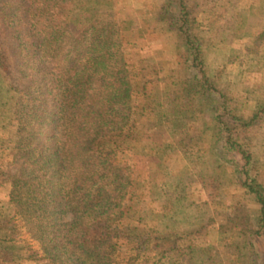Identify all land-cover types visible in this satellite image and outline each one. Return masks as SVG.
<instances>
[{
	"label": "trees",
	"instance_id": "trees-1",
	"mask_svg": "<svg viewBox=\"0 0 264 264\" xmlns=\"http://www.w3.org/2000/svg\"><path fill=\"white\" fill-rule=\"evenodd\" d=\"M151 1L155 30L181 35L183 56L164 48L154 56L133 26L80 13L76 0H0V74L19 82L25 103L17 145L0 158L14 208L0 218V264H150L148 244L161 264H179L191 246L170 222L192 221L206 203L202 188L227 172L256 205L263 226L251 228L250 242L254 264H264V158L249 141L264 131V103L239 111L212 67L213 56L229 59L215 0ZM157 88L160 113L146 103ZM212 129L230 171L195 168V183L164 199L171 154L194 163Z\"/></svg>",
	"mask_w": 264,
	"mask_h": 264
},
{
	"label": "rangeland",
	"instance_id": "rangeland-1",
	"mask_svg": "<svg viewBox=\"0 0 264 264\" xmlns=\"http://www.w3.org/2000/svg\"><path fill=\"white\" fill-rule=\"evenodd\" d=\"M215 1L219 6L218 14L224 15L220 16L213 26L224 32L229 59L213 56L215 62L212 67L214 71L223 73L224 79L228 80L234 107L239 111L245 106L258 108L264 103V0ZM197 2L202 4L199 7L213 3L212 0ZM75 4L78 12L96 10L98 16L107 23L115 22L122 30L133 26L142 37L140 43L154 56L160 55L158 50L161 51L162 48L173 54L175 52L178 58L184 54V39L181 35L155 30L154 4L151 0H76ZM18 84L19 82L11 81L6 75L0 74V158H10L4 152L13 151L17 145V119L25 105ZM259 84H262V90H254V85ZM161 98L163 97L157 88L156 94L146 101L155 113L161 111ZM208 117H213L210 112ZM216 137V130L208 132L209 150L197 156L194 163L188 164L180 155L171 152L170 159L175 166V175L170 182L165 183L164 199L176 198L187 183H195V168H209L216 172L230 171L228 163L217 150ZM249 141L251 147L264 158V131L257 135L251 134ZM145 162V157H138L137 166L140 170L145 168ZM262 168L264 177V163ZM227 173L222 181L209 184L208 190L202 188L201 197L206 203L192 208V221L179 217V220L170 222L172 228L183 237L182 241L191 246L179 264H254L250 230L252 227L263 226V223L254 212L255 203L242 195L238 175L236 174L232 181L233 173ZM8 187V178L0 177V191L3 189L0 195V205L3 204L0 208V218H6L14 211L10 202L5 203L4 196ZM229 205L232 208L226 209ZM239 209L241 212L233 214V211ZM222 222L229 230H221ZM196 231L199 233L193 235ZM142 259L150 264H161L158 261L159 252L151 244L145 246ZM34 264L49 263L39 261Z\"/></svg>",
	"mask_w": 264,
	"mask_h": 264
}]
</instances>
